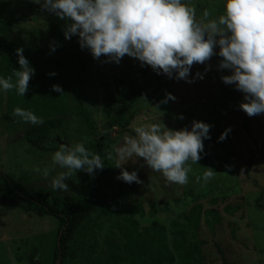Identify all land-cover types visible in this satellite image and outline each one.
<instances>
[{
    "label": "rangeland",
    "instance_id": "rangeland-1",
    "mask_svg": "<svg viewBox=\"0 0 264 264\" xmlns=\"http://www.w3.org/2000/svg\"><path fill=\"white\" fill-rule=\"evenodd\" d=\"M182 3L196 9L198 21L205 10L210 13L209 19H218L226 11V0H182ZM65 23L31 0H0V57L7 53V42L65 52V55L39 54V64L35 67V75L30 79L25 95L35 97L42 92H55L52 86L60 85L63 94L55 93L69 104V113L63 117L60 142L68 145L82 143L92 152L97 139L107 136L113 140L121 131L118 128L110 131L104 129L108 118L118 112L119 93L134 87L144 88L151 93L157 88L158 81L155 78L146 82L143 80V66L138 59L125 55L117 64L114 61L106 62L107 58L103 56L99 60L94 59L88 49H80L86 63L82 73V100L98 130L97 136L92 135L77 109L75 98L79 65L72 51L79 38L73 36L71 40L65 39ZM215 51L219 52L218 46ZM221 59L215 55L204 65L194 64L189 77H195L192 83L175 79V74L173 78L165 75L155 96H134L128 102L130 133L127 136H135L134 129L139 126L164 124L169 129L187 127L191 130L193 121H203L212 126L210 139L203 141L202 159L198 163L188 161L186 164L191 171L185 185L167 181L162 173L151 170L143 158L136 156L120 163L129 172L136 171L143 183L128 184L117 179L121 170L115 167L117 158L113 148L119 147L123 139L109 145L100 154L105 163L102 170L108 169L116 182L122 207L118 214L98 221L99 228L94 229V234L100 249L109 228L117 220L124 221L132 209L136 210L135 218L142 226L153 221L164 226L167 244L172 249L174 223H183L181 214L201 204L203 211L216 209L222 217L214 230L202 219L198 237L205 242L201 248L205 264H223L217 245L222 248L229 264H264V114L249 117L240 109L243 93L237 91L234 85L223 83L221 77L231 73L218 69ZM209 65L211 69L205 72ZM52 72L56 75L50 76ZM198 72L203 74L202 79L196 77ZM106 88L112 101L104 99ZM167 93H172L176 100L161 104ZM7 99V92L0 90V171L31 189L61 197L90 194L92 184L88 173L83 171L73 173L66 181L68 191L50 187L52 180L67 170L53 164L54 152L36 150L24 139L26 131L33 126L31 123H10L7 120ZM181 115L183 119L179 118ZM229 128L231 131L227 138L220 141L221 134ZM109 152L113 153L114 159H107ZM249 161H252V166L247 172ZM208 167L215 170V175L205 182L203 174ZM36 168L40 171H35ZM45 168L50 170L47 177L43 174ZM236 205L241 206L237 213L224 212L227 206ZM57 234L58 223L54 218L38 217L15 206L0 205V264H30L29 259L35 250L37 264H53ZM66 264L82 262L69 259Z\"/></svg>",
    "mask_w": 264,
    "mask_h": 264
},
{
    "label": "clouds",
    "instance_id": "clouds-1",
    "mask_svg": "<svg viewBox=\"0 0 264 264\" xmlns=\"http://www.w3.org/2000/svg\"><path fill=\"white\" fill-rule=\"evenodd\" d=\"M42 10L54 13L61 20L65 39L77 36L81 49H88L93 58L102 56L106 62L117 64L125 56L138 59L141 66H150L157 74L169 78L183 79L189 83L191 68L194 64L204 65L215 55L222 59L217 65L219 70H228L223 75L226 85H234L243 93L239 107L249 117L264 114V0H226V11L218 19H209L205 10L201 20L196 18V9L182 0H31ZM219 47L217 53L215 49ZM55 49L53 48V51ZM19 69L14 70L16 77L0 78V89L5 92L16 89L24 96L29 89L30 79L35 68L24 55V48L15 49ZM211 65L205 68V72ZM55 76L56 73H49ZM196 77L203 78L202 73ZM52 90L63 94L60 85ZM176 100L167 93L161 104ZM13 116L25 123L42 125L44 120L30 110L17 107ZM183 119V115L179 117ZM212 126L203 121H193L191 130L167 128L164 124L139 126L134 129L135 136L123 137V143L113 148L117 158L116 168L120 174L117 179L128 184L143 183L136 171L129 172L120 161L136 156L143 158L147 166L160 172L167 181L179 185L188 183L191 167L188 161L198 163L204 151V139H210ZM231 129H226L219 137L227 138ZM107 159H114L107 153ZM54 165L67 171L60 172L51 182L53 190L68 191L67 180L79 171L93 175L103 169L104 159L85 148L84 144H61L52 156ZM39 172L40 169L36 168ZM49 169L43 170L48 176ZM215 170L208 167L203 174L205 182L210 181Z\"/></svg>",
    "mask_w": 264,
    "mask_h": 264
},
{
    "label": "trees",
    "instance_id": "trees-1",
    "mask_svg": "<svg viewBox=\"0 0 264 264\" xmlns=\"http://www.w3.org/2000/svg\"><path fill=\"white\" fill-rule=\"evenodd\" d=\"M24 48V55L32 67L39 64V54L51 53L65 55L64 51L55 49H40L38 46L17 45L7 42V53L0 57V78L12 76L16 81L14 70L19 69L18 57L15 49ZM80 44L77 41L72 56L79 65L76 75L75 98L77 109L82 116L89 132L97 136L98 130L95 121L82 100L84 81L82 73L86 63L80 55ZM143 80L156 79L157 88L148 93L144 88L134 87L125 93L120 92L117 100V114L110 116L104 125L106 131L120 129L119 135L110 140L107 136L96 140L93 153L102 154L109 145L119 143L130 133L127 108L128 102L134 96L153 97L161 88V80L165 74H157L150 66L142 68ZM230 75V74H229ZM2 90V89H0ZM7 120L10 123L23 121L13 116L15 108L20 107L32 111L44 119L42 125H33L24 134V139L39 151L55 152L61 146L60 136L63 135V117L69 113V104L63 102L55 92H42L35 97L21 96L15 88L7 92ZM105 101H112L111 94L106 88ZM109 103V102H108ZM252 161L248 162L247 172L251 169ZM92 184L91 193L83 197H61L27 187L13 176L0 171V205L3 207L15 206L27 213L38 217H52L58 223L57 242L54 248L53 264L61 253V263L66 264L69 259H77L82 264H205L202 253L205 242L200 240L198 232L202 219L206 225L214 230L222 221L219 210L207 209L203 211L201 204H196L188 212L181 214L183 223H174L172 249L167 244V235L164 226L153 221L142 226L135 218L136 210H130L124 221L117 220L104 236L102 248L95 237V228H99L98 221L110 215L118 214L122 207V200L117 193V185L107 170L99 169L89 175ZM120 188V187H119ZM241 206H227L224 212L235 214ZM223 264H229L220 246H216ZM176 254L178 255L176 257ZM36 250L30 257V264H37ZM178 260V263H176Z\"/></svg>",
    "mask_w": 264,
    "mask_h": 264
},
{
    "label": "water",
    "instance_id": "water-1",
    "mask_svg": "<svg viewBox=\"0 0 264 264\" xmlns=\"http://www.w3.org/2000/svg\"><path fill=\"white\" fill-rule=\"evenodd\" d=\"M60 263H61V253H60V256H59V258L57 260V264H60Z\"/></svg>",
    "mask_w": 264,
    "mask_h": 264
}]
</instances>
